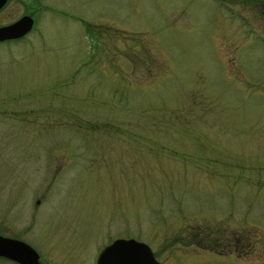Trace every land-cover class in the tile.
Returning <instances> with one entry per match:
<instances>
[{"label":"rangeland","instance_id":"rangeland-1","mask_svg":"<svg viewBox=\"0 0 264 264\" xmlns=\"http://www.w3.org/2000/svg\"><path fill=\"white\" fill-rule=\"evenodd\" d=\"M47 2L63 14L0 43L14 226L35 210L36 243L91 253L132 237L161 264H264L261 39L196 0ZM6 10L0 23L21 13ZM234 230L258 242L216 255Z\"/></svg>","mask_w":264,"mask_h":264},{"label":"flooded vegetation","instance_id":"flooded-vegetation-1","mask_svg":"<svg viewBox=\"0 0 264 264\" xmlns=\"http://www.w3.org/2000/svg\"><path fill=\"white\" fill-rule=\"evenodd\" d=\"M196 1L213 8L216 11L214 19L218 22H224L231 26H234V24L235 26L238 25L246 35L257 37L264 44V0ZM6 9H12V11L21 9V13L17 15L10 14V17L7 16L9 18H6L5 21L0 23V27L14 23L23 16H30L33 19L31 31L39 23L42 13L50 14L51 12L57 13L59 11L57 8L52 7L47 0H3L0 7L1 18H5L1 14L3 11H7ZM59 13L63 14V11H59ZM218 33L215 35L217 36ZM26 35L23 38L3 40L0 43L18 42L26 38ZM35 203L38 205L39 199ZM35 212V210L28 211L30 221L26 227H16L14 226V222L10 220L11 216L13 217V215L8 214L11 213L10 210L7 209L4 211L0 209V264H97V257L101 249L96 252L92 251L91 253H89V250L85 252L82 250L85 247L88 248L86 245L78 246L77 248L68 247L67 249V245L62 240H55L48 243L43 240L42 242L36 243L33 240L37 232L34 226ZM235 232L236 230L231 233L233 235V241H227L224 244L226 248L230 247L229 252L227 251L226 254L215 251L216 255L226 257L229 255L230 257H234L235 255L236 257H242L243 252L248 247L253 248L258 242L257 240L253 242H251L252 240H244L243 236ZM262 243L264 245V242ZM81 244L83 245V243ZM68 253L75 256L70 258L68 257Z\"/></svg>","mask_w":264,"mask_h":264},{"label":"water","instance_id":"water-1","mask_svg":"<svg viewBox=\"0 0 264 264\" xmlns=\"http://www.w3.org/2000/svg\"><path fill=\"white\" fill-rule=\"evenodd\" d=\"M3 0H0V7ZM33 27V19L23 16L14 23L0 27V41L17 39L26 35ZM97 264H160L151 248L133 238L116 239L98 256Z\"/></svg>","mask_w":264,"mask_h":264}]
</instances>
